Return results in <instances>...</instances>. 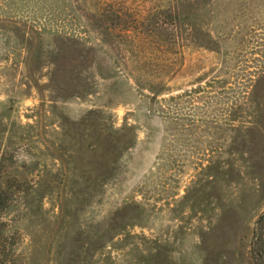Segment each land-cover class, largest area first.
Instances as JSON below:
<instances>
[{
    "label": "rangeland",
    "instance_id": "rangeland-1",
    "mask_svg": "<svg viewBox=\"0 0 264 264\" xmlns=\"http://www.w3.org/2000/svg\"><path fill=\"white\" fill-rule=\"evenodd\" d=\"M0 167V264H249L264 0H0Z\"/></svg>",
    "mask_w": 264,
    "mask_h": 264
},
{
    "label": "trees",
    "instance_id": "trees-1",
    "mask_svg": "<svg viewBox=\"0 0 264 264\" xmlns=\"http://www.w3.org/2000/svg\"><path fill=\"white\" fill-rule=\"evenodd\" d=\"M3 174V169L0 167V260L5 261L8 223L4 220V216L15 200L16 190L15 186L7 181L2 182ZM248 260L249 264H264V211L258 215L254 223Z\"/></svg>",
    "mask_w": 264,
    "mask_h": 264
}]
</instances>
